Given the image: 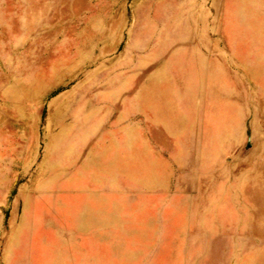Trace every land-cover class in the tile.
Masks as SVG:
<instances>
[{
  "label": "rangeland",
  "instance_id": "rangeland-1",
  "mask_svg": "<svg viewBox=\"0 0 264 264\" xmlns=\"http://www.w3.org/2000/svg\"><path fill=\"white\" fill-rule=\"evenodd\" d=\"M0 264H264V0H0Z\"/></svg>",
  "mask_w": 264,
  "mask_h": 264
},
{
  "label": "crops",
  "instance_id": "crops-1",
  "mask_svg": "<svg viewBox=\"0 0 264 264\" xmlns=\"http://www.w3.org/2000/svg\"><path fill=\"white\" fill-rule=\"evenodd\" d=\"M162 89H165V86H161L157 92V94H153L152 97L149 98L150 100V105L153 108V112L157 113L158 116L162 117V121L164 123H169L170 122V114L169 112L172 110L176 112L174 109L173 105L171 104V100L163 99L160 97ZM164 106V107H163ZM177 115H180L176 112Z\"/></svg>",
  "mask_w": 264,
  "mask_h": 264
},
{
  "label": "bare ground",
  "instance_id": "bare-ground-1",
  "mask_svg": "<svg viewBox=\"0 0 264 264\" xmlns=\"http://www.w3.org/2000/svg\"><path fill=\"white\" fill-rule=\"evenodd\" d=\"M230 21L232 22V20L230 19ZM231 27V26H230ZM236 28V27H235ZM234 29V28H233ZM235 34V33H234ZM172 79V78H171ZM164 86V85H163ZM168 87V86H167ZM171 88V87H170ZM170 90V89H169ZM173 91V90H172ZM177 94V93H176ZM160 97L161 98H163V99H166V101H167V99H169V100H171L170 98L172 97H170V94H169V91L165 88V89H162V91H161V94H160ZM175 97V96H174ZM174 99H176V98H174ZM194 99V98H193ZM164 107V106H163ZM169 114H170V117H171V119H172V117H173V114H172V112L170 111L169 112ZM214 114V113H213ZM219 123V122H218ZM216 126L218 125V124H215ZM218 127V126H217ZM216 127V128H217ZM218 129V128H217ZM214 130H215V128H214ZM218 131V130H217ZM99 204H100V202H99ZM101 205V204H100ZM98 207H99V205H97ZM96 208V207H95ZM100 208H102V207H100ZM90 209V208H89ZM93 210V209H92ZM98 210V209H97ZM102 212V211H101ZM98 213H99V211H98Z\"/></svg>",
  "mask_w": 264,
  "mask_h": 264
}]
</instances>
